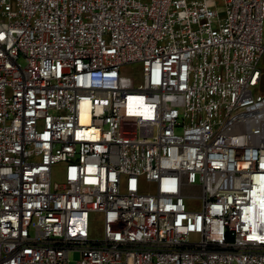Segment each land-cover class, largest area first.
I'll list each match as a JSON object with an SVG mask.
<instances>
[{
	"label": "built area",
	"instance_id": "built-area-1",
	"mask_svg": "<svg viewBox=\"0 0 264 264\" xmlns=\"http://www.w3.org/2000/svg\"><path fill=\"white\" fill-rule=\"evenodd\" d=\"M75 250L264 264V0H0V264Z\"/></svg>",
	"mask_w": 264,
	"mask_h": 264
},
{
	"label": "rangeland",
	"instance_id": "rangeland-1",
	"mask_svg": "<svg viewBox=\"0 0 264 264\" xmlns=\"http://www.w3.org/2000/svg\"><path fill=\"white\" fill-rule=\"evenodd\" d=\"M126 68H127V71L133 72L138 75L140 73L141 65L138 63H134V64L127 65ZM62 166H63L62 164H58L54 167V178L57 180H62L63 178V175L61 172ZM144 185H145L144 186L145 190H148V187H150L148 183L146 182L144 183ZM151 186L153 187V185ZM99 216H100L99 214L94 215V221H93L92 228H91L92 232H94L95 234H99L101 231ZM79 256H80L79 251L77 250L71 251L69 264H76L77 260L79 259Z\"/></svg>",
	"mask_w": 264,
	"mask_h": 264
}]
</instances>
